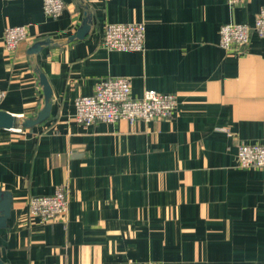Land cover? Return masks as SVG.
Returning a JSON list of instances; mask_svg holds the SVG:
<instances>
[{
    "label": "crops",
    "instance_id": "crops-1",
    "mask_svg": "<svg viewBox=\"0 0 264 264\" xmlns=\"http://www.w3.org/2000/svg\"><path fill=\"white\" fill-rule=\"evenodd\" d=\"M0 0V110L35 118L53 91L51 117L25 131L0 129V187L11 192L9 264H264V168H241L239 144H264V38L241 55L220 44L228 23L253 24L264 0ZM86 12L91 30L70 41ZM141 52L102 46L108 23H143ZM31 39L9 51V27ZM50 38L35 56L34 42ZM135 97L174 93L173 118L78 123L75 100L110 77ZM69 189L67 219H28L27 202Z\"/></svg>",
    "mask_w": 264,
    "mask_h": 264
},
{
    "label": "built area",
    "instance_id": "built-area-1",
    "mask_svg": "<svg viewBox=\"0 0 264 264\" xmlns=\"http://www.w3.org/2000/svg\"><path fill=\"white\" fill-rule=\"evenodd\" d=\"M246 0H228L239 4ZM64 0H44V11L58 18L65 10ZM6 48L13 52L25 41L31 39L26 26L9 27L4 31ZM264 38V7L256 15L253 24L228 23L220 29V46L228 53L241 55L250 45L252 36ZM102 46L108 51L141 52L146 47V25L143 23H108L103 33ZM6 93L0 88V107ZM179 105L174 93L146 90L142 97H135L129 77H110L96 84L94 93L75 100L74 119L86 127L100 123H116L122 120L135 126L141 122L173 118ZM25 131V130H17ZM237 163L241 168H264V144H239ZM28 219L52 222L67 219L70 212L69 189L60 186L52 195L32 197L27 202ZM129 264H136L130 262ZM143 264V263H137ZM157 264V263H146Z\"/></svg>",
    "mask_w": 264,
    "mask_h": 264
},
{
    "label": "water",
    "instance_id": "water-1",
    "mask_svg": "<svg viewBox=\"0 0 264 264\" xmlns=\"http://www.w3.org/2000/svg\"><path fill=\"white\" fill-rule=\"evenodd\" d=\"M91 15L86 12V17L84 18L80 28L75 33L74 36L70 38V41L75 40H82L86 36H88V33L91 30ZM54 43V40L50 38L41 39L36 42L29 48V54L32 56L39 54L42 49L45 46H50ZM39 77L41 85L44 89V95H45V106L44 108L38 113V115L35 118H21L16 115H13L7 111L0 110V129L5 130H26L31 129L33 127L41 125L45 123L49 118L51 117V111H52V97H53V91L51 89V86L47 80V77L43 72H41L39 69L36 70ZM13 196L11 192L4 191L0 187V231L3 229H10V223L9 220L11 218V213L13 208ZM0 264H9L5 261H3L0 257Z\"/></svg>",
    "mask_w": 264,
    "mask_h": 264
},
{
    "label": "trees",
    "instance_id": "trees-1",
    "mask_svg": "<svg viewBox=\"0 0 264 264\" xmlns=\"http://www.w3.org/2000/svg\"><path fill=\"white\" fill-rule=\"evenodd\" d=\"M65 5H66V3H65Z\"/></svg>",
    "mask_w": 264,
    "mask_h": 264
}]
</instances>
